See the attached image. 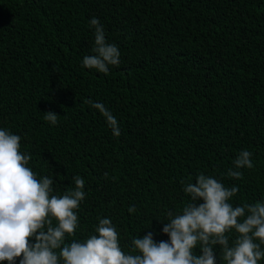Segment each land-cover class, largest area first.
<instances>
[{
	"label": "trees",
	"instance_id": "16d2710c",
	"mask_svg": "<svg viewBox=\"0 0 264 264\" xmlns=\"http://www.w3.org/2000/svg\"><path fill=\"white\" fill-rule=\"evenodd\" d=\"M93 17L120 52L107 74L82 64L94 54ZM0 129L21 137L27 166L53 178L54 194L85 181L65 244L96 234L102 218L125 254L148 232L167 241L166 214L182 212L183 187L200 174L237 186L234 207L264 202V0H0ZM243 150L253 168L233 179ZM226 235L231 246L237 234Z\"/></svg>",
	"mask_w": 264,
	"mask_h": 264
},
{
	"label": "clouds",
	"instance_id": "9594fccd",
	"mask_svg": "<svg viewBox=\"0 0 264 264\" xmlns=\"http://www.w3.org/2000/svg\"><path fill=\"white\" fill-rule=\"evenodd\" d=\"M90 26L95 29L94 54L86 55L82 64L107 74L109 66L120 64V52L116 45L107 43L98 18L93 17ZM88 103L106 118L113 136H120L111 112L102 103ZM57 117L51 111L44 115L52 125ZM20 140L19 135L0 129V262L16 264L20 258L19 264H217V245L226 264H258L264 258V202L234 207L229 200L238 187H225L204 174L183 187L190 202L182 212L166 214L169 220L161 231L168 236L167 241L157 243L153 233L148 232L132 239L136 254H125L116 227L109 218H102L95 227L96 234L84 242L65 244L66 236H74L78 227L76 210L85 199V181L75 176L74 189L54 194L53 178L38 179L27 166L31 157L20 151ZM251 156L249 151H241L227 175L241 179L243 173L238 169L253 168ZM128 211L131 214L136 208L130 206ZM232 230L237 237L230 246L226 234ZM32 238L35 243H30ZM197 246L199 255L194 252Z\"/></svg>",
	"mask_w": 264,
	"mask_h": 264
}]
</instances>
